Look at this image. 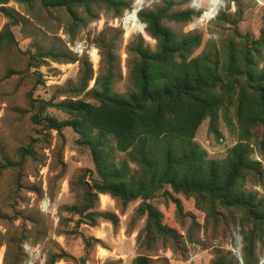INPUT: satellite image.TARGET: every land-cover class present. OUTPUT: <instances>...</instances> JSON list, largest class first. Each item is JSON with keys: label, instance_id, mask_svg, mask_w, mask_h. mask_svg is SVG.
<instances>
[{"label": "trees", "instance_id": "obj_1", "mask_svg": "<svg viewBox=\"0 0 264 264\" xmlns=\"http://www.w3.org/2000/svg\"><path fill=\"white\" fill-rule=\"evenodd\" d=\"M188 2L162 0L156 9L138 13L156 49L147 46L143 37L129 44L132 87L126 94L114 90L120 74L115 53L118 38L107 39L106 31L94 40L102 49L103 67L93 88L90 83L95 73L88 57L79 58L69 51L39 50L31 57L38 64L45 60L80 63L79 84L68 92L75 97L84 94L90 101L31 99L32 107L38 109L33 121L58 132L73 129L81 144L92 152L97 178L85 184L84 203L66 208L68 212L82 217L89 212L86 217L94 226L101 218L116 224L115 215L94 211L100 195H109L124 205L141 201L137 213L146 217V225L138 235L137 247L143 254L133 264H155L152 254L160 244L174 250L187 242L202 244L195 234L210 227L213 234L225 239L226 233L237 229L243 244L242 262L230 251L216 247L212 264H259V247L264 245V196L246 186L264 187L263 162L253 158L256 150L264 158V32L259 40L241 35L237 27L244 12L239 4L237 12L228 15L235 2L231 1L216 20L229 24L233 33L221 46L210 44L197 54L203 46V35L179 34L167 26L202 18L203 13L194 9L176 10ZM11 3L64 10L79 29L86 26L83 15L90 22L96 21L99 9L114 19L133 10L127 0H0V14L9 21L0 33V56L16 48L12 28L24 21L8 7ZM50 109L67 114L68 119L60 120L49 113ZM221 118L236 126L239 140L224 160L217 161L209 158L196 137L207 120L211 132L220 137ZM18 154L21 162L17 165L5 159L0 175L5 170H23L25 158L35 153L20 148ZM120 154L126 159L118 160ZM161 194L167 204L174 205L179 222L189 216L178 196L194 199L196 209L205 214V224L192 216L186 236L166 225L164 214L154 204ZM22 218L35 223L32 216ZM18 244L21 247L23 242ZM58 259L53 256L49 264H56ZM4 261L22 264L23 259L11 258L9 249Z\"/></svg>", "mask_w": 264, "mask_h": 264}, {"label": "rangeland", "instance_id": "obj_2", "mask_svg": "<svg viewBox=\"0 0 264 264\" xmlns=\"http://www.w3.org/2000/svg\"><path fill=\"white\" fill-rule=\"evenodd\" d=\"M127 1L134 6L135 0ZM175 1L182 4L184 0ZM188 1L176 10L194 9L203 13L202 18L189 24L167 23V26L179 34L203 35V46L197 54L207 45L221 46L233 33L229 24L216 20L228 10L231 1L235 2L226 12L228 15L233 16L239 4L244 12L237 27L241 35L259 40L264 32V8L253 0H224L223 6L214 0ZM144 4L140 11L154 10L162 5V0H144ZM8 7L24 21L12 28L16 48L0 56V167L6 165L5 159L18 165L21 162L20 148H30L35 154L25 158L23 170H5L0 175V264H5L9 249L11 258L20 256L22 264H49L53 256H59L56 264H133L143 254L137 247L138 235L146 225V217L137 213L141 201L124 205L109 195H100L94 211L115 215L118 219L116 224L101 218L94 226L86 217L89 212L84 217L68 212L66 208L84 203L85 184H91V180L97 178L92 152L81 144L80 136L73 129L58 132L33 121L38 109L32 107L31 99L53 100L54 103L66 99L90 101L84 94L75 97L68 92L79 84L82 66L80 63L62 64L51 60L38 64L31 57L39 50L69 51L79 58L88 57L95 73L90 83V88H93L103 67V52L94 40L106 31L107 39L118 38L115 53L120 74L114 90L126 94L132 87L128 67L129 44L143 37L146 45L155 50L156 42L146 35V31L144 35L134 28L129 32L126 30L124 20L130 12H126L123 18L114 19L99 9L100 18L90 22L83 15L86 26L79 29L73 26L71 17L64 10H46L39 4L22 6L11 3ZM212 7L218 8V13L213 18H205ZM8 22L0 14V33ZM78 45L83 46V53H76ZM93 49L98 50V56ZM49 113L60 120L68 119L67 114L57 109H50ZM219 129L220 137H216L210 130V120L205 121L196 141L207 151L210 159L222 161L238 144L239 132L236 126L223 118ZM252 148L256 150L254 145ZM253 158L264 165V158L257 150ZM125 159L126 155L118 156L120 161ZM246 189L264 196V187L248 184ZM162 194L154 204L164 214L166 225L186 236L192 216L201 225L205 224V214L196 209L194 199L178 196L189 216L179 222L174 205L167 204ZM29 216L35 223L22 218ZM195 239H201L202 244L187 242L186 246L176 250L160 244L152 254L155 264H212L216 247L230 251L235 258L242 260V237L237 229L226 233L225 239L213 234L210 227L207 231H197ZM21 242L23 245L20 247L18 243ZM258 254L259 264H264V245L259 247Z\"/></svg>", "mask_w": 264, "mask_h": 264}, {"label": "bare ground", "instance_id": "obj_3", "mask_svg": "<svg viewBox=\"0 0 264 264\" xmlns=\"http://www.w3.org/2000/svg\"><path fill=\"white\" fill-rule=\"evenodd\" d=\"M209 2V1H208ZM144 4V0H135V4L133 6V10L126 16L124 20V25H126V30L129 32L131 28H134L140 33H144L145 35V26L141 25L140 21L137 19V15L139 11L142 9ZM218 8L210 9L207 14L205 15V18H213L214 15L218 13ZM128 28V29H127ZM147 35V34H146ZM97 59V57H95Z\"/></svg>", "mask_w": 264, "mask_h": 264}, {"label": "built area", "instance_id": "obj_4", "mask_svg": "<svg viewBox=\"0 0 264 264\" xmlns=\"http://www.w3.org/2000/svg\"><path fill=\"white\" fill-rule=\"evenodd\" d=\"M253 1H255L258 4V6L264 8V0H253ZM83 52H84L83 46L78 45L76 48V53H83ZM93 52L98 56V50L97 49H93Z\"/></svg>", "mask_w": 264, "mask_h": 264}, {"label": "clouds", "instance_id": "obj_5", "mask_svg": "<svg viewBox=\"0 0 264 264\" xmlns=\"http://www.w3.org/2000/svg\"><path fill=\"white\" fill-rule=\"evenodd\" d=\"M214 3L223 6L224 5V0H214Z\"/></svg>", "mask_w": 264, "mask_h": 264}, {"label": "water", "instance_id": "obj_6", "mask_svg": "<svg viewBox=\"0 0 264 264\" xmlns=\"http://www.w3.org/2000/svg\"><path fill=\"white\" fill-rule=\"evenodd\" d=\"M139 12H140V11H139ZM137 19L139 20V18H138V15H137ZM141 25L145 26V25H144V24H142V23H141ZM145 27H146V26H145ZM240 261L242 262V260H240Z\"/></svg>", "mask_w": 264, "mask_h": 264}]
</instances>
